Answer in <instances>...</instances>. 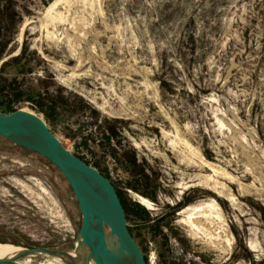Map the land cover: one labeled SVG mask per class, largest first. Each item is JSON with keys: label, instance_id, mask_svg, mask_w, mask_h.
Masks as SVG:
<instances>
[{"label": "rangeland", "instance_id": "rangeland-1", "mask_svg": "<svg viewBox=\"0 0 264 264\" xmlns=\"http://www.w3.org/2000/svg\"><path fill=\"white\" fill-rule=\"evenodd\" d=\"M0 28V89L69 104L18 107L112 183L147 264H264V0H0ZM81 224L64 175L0 137V245L73 253Z\"/></svg>", "mask_w": 264, "mask_h": 264}, {"label": "water", "instance_id": "water-1", "mask_svg": "<svg viewBox=\"0 0 264 264\" xmlns=\"http://www.w3.org/2000/svg\"><path fill=\"white\" fill-rule=\"evenodd\" d=\"M0 137L55 166L67 179L82 215L73 253L20 248L16 257L0 259V264L38 257L57 258L63 264H147L112 183L66 149L41 116L28 109L0 112Z\"/></svg>", "mask_w": 264, "mask_h": 264}, {"label": "trees", "instance_id": "trees-1", "mask_svg": "<svg viewBox=\"0 0 264 264\" xmlns=\"http://www.w3.org/2000/svg\"><path fill=\"white\" fill-rule=\"evenodd\" d=\"M1 28H0V36H1ZM5 44L2 43V39L0 38V55L5 50ZM5 65H3L4 67ZM46 93V94H45ZM45 93H36L34 91H27V93H22L19 87V84L16 80H13L9 83H5L4 86L0 89V112L5 114L13 113L20 109L18 105L22 102L31 103L37 111L43 113L46 118L50 119V112H55L57 110L61 111L64 109H69V104L61 97L51 96L44 98L43 95L47 96L48 92ZM22 98H25L23 100ZM84 161V160H83ZM87 163V162H86ZM117 192V190H116ZM119 198L120 195L117 192ZM120 201L123 205V202L120 198ZM125 211V208H124Z\"/></svg>", "mask_w": 264, "mask_h": 264}, {"label": "bare ground", "instance_id": "bare-ground-1", "mask_svg": "<svg viewBox=\"0 0 264 264\" xmlns=\"http://www.w3.org/2000/svg\"><path fill=\"white\" fill-rule=\"evenodd\" d=\"M141 203L144 206H150L151 203L143 198H140ZM183 215H187L185 217V219L183 220V224L188 226L189 228H191L193 231L192 232H197V229H199L197 227L200 219H202L203 217L206 218V216L203 214L202 209H187L183 212ZM193 235H196V233H193ZM21 252V249L18 247H13V246H2L0 245V259H13L14 257H16L19 253ZM75 257V256H74ZM55 262H62L59 259H55L53 258ZM71 261L72 258H70ZM63 263V262H62Z\"/></svg>", "mask_w": 264, "mask_h": 264}]
</instances>
